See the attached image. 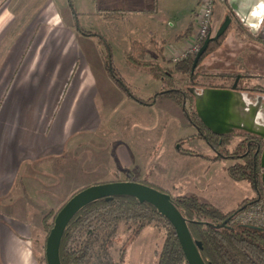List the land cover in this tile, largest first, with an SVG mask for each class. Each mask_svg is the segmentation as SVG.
I'll return each instance as SVG.
<instances>
[{
  "label": "rangeland",
  "instance_id": "obj_1",
  "mask_svg": "<svg viewBox=\"0 0 264 264\" xmlns=\"http://www.w3.org/2000/svg\"><path fill=\"white\" fill-rule=\"evenodd\" d=\"M109 8L115 11L105 14ZM198 12L199 7L196 11L197 18ZM192 13L191 0H0V105L8 110L12 106L18 109L21 103L30 99L32 111L44 109L48 96L45 92L46 84L50 85L51 74L53 78L56 74L55 69L51 70L52 64L57 66L65 57L66 62L63 64H70L72 67L79 61L80 56V63L88 60L95 71L99 67L98 72L102 75V72L105 73L108 53L111 54L112 65L132 92L138 98L154 103V99L158 97H144L143 92L148 83L144 75H149L150 72L142 67L137 69L130 65L126 60V52L134 40H139L148 47V58L162 63V59L156 56L158 53L154 50L151 40L155 39L161 43L162 37L172 44L177 43L178 47L184 46L193 39L196 31H192L186 38L177 39V36L187 27ZM230 13L226 2L216 3L211 26L212 35H215ZM196 26L198 27L197 23ZM197 27L194 28L197 30ZM71 31L74 35L77 34L78 38H75ZM59 32L60 36H55L52 43L48 38ZM89 33L92 35H87ZM256 37L234 17L221 46L202 59L197 69L199 75L196 84H191L187 76L175 73L172 88L187 89L191 93L189 89L193 87L196 91H201L206 86L219 84L220 73L235 69L236 64L242 70V66L246 67L249 59L255 57L257 48L253 45H261L259 42L262 40ZM42 40L43 48L39 49ZM48 41L51 43L47 52ZM24 42V48L20 52L19 48ZM55 43L58 49L56 54ZM262 47L264 49L263 45ZM183 50L175 55H165L166 59L162 65L171 68L181 60L175 61L172 57L181 54ZM34 56L36 61H41L36 68H30L29 63ZM250 70L252 73V68ZM61 76L60 74L59 77ZM101 85L102 92L97 104L104 118V125L108 122L104 130H107L111 142L114 138L119 139L134 149L135 164L131 170L116 171V175L105 176L97 181L90 180L86 186L132 180L142 182L171 198L177 194L195 195L201 201L211 203L225 212L237 208L239 204H249L257 197H262L258 200H261L264 206V193L258 195L254 192L252 182L234 180L227 171L229 166L248 162L247 158L237 161L223 157L234 154L237 158V154L245 150L244 141L240 146H235L239 139L231 138L229 148L218 146L223 156L218 155L193 125L183 105L173 99L159 96L160 100L148 109L142 106L146 104L134 99L141 106L119 101L120 96L117 93H108L103 82ZM166 87L171 86L163 84L161 90ZM191 94L193 97H188L186 107L193 117L196 107L195 96ZM12 97L16 99L13 105L7 102ZM153 116L158 123L152 130V125L148 123H152ZM201 130L204 131L202 128ZM184 155L192 157V161L190 158H181ZM1 187L0 183V205H11V200L16 199L15 195L11 197V194L7 193L8 196L3 199ZM78 190H66L65 197L60 194L56 203L50 202L53 208L42 210L41 214L36 212L37 209H33L34 213L30 214L36 264H42L39 258L45 254L49 234L45 227V215L50 211L57 213ZM21 205L18 201L12 208L16 210ZM48 221L51 222L52 218L48 217ZM129 226L130 224L124 222L118 226L111 250L114 257L119 259L120 250L124 249L123 264H157L156 251L160 250L164 243L166 226L153 222L137 235Z\"/></svg>",
  "mask_w": 264,
  "mask_h": 264
},
{
  "label": "crops",
  "instance_id": "obj_2",
  "mask_svg": "<svg viewBox=\"0 0 264 264\" xmlns=\"http://www.w3.org/2000/svg\"><path fill=\"white\" fill-rule=\"evenodd\" d=\"M200 1L191 0L193 13L187 27L180 32L177 39L187 37H182V33L190 25H193L192 31L195 30L196 11ZM226 3L230 8L229 0ZM113 11L115 9L109 8L105 14H111ZM238 20L245 26L239 18ZM60 34L61 32L48 39L53 43L55 36L58 38ZM72 35L78 38V35H74L73 32ZM160 39L161 43L156 42L155 39L151 40V43H154V50L158 53L156 56L159 58L167 54L175 55L188 45L186 42L184 46L178 47L177 43L172 44L166 38ZM43 40L39 49L43 48ZM260 41L262 43L257 42L261 45H253L257 48L254 49L255 57L250 58L248 62L252 69H264L262 47L264 40ZM47 43H49L46 50L48 52L51 42ZM24 44L25 42L19 48L20 52ZM156 45L161 47L159 52ZM57 50L55 43L54 54ZM78 50L81 52L80 47ZM40 61H36L34 56L29 67L36 68ZM64 62H66L65 57L57 66L52 64L51 70L55 69L56 74L55 78L51 74L50 85L46 84L45 92L48 96L44 109L32 111L30 99L21 103L18 109L12 106L8 110L2 104L0 105L1 190L3 199L8 196L7 193L11 194V197L14 195L16 197L15 200H11V205H0V264H36L33 253L34 239L31 232L33 225L30 222V214L34 213L33 209H37L36 212L41 214L42 210L53 208L50 202L56 203V198L60 194L61 197H65L66 190H80V187L86 186L90 180L97 181L105 176L116 175V171L131 170L135 164L134 149L132 150L129 144L126 145L119 139L114 138L111 142L107 130H104L108 122L104 125V118L97 104L102 92V82L106 92H115L120 96L119 101L131 102L136 106L139 103L128 96L106 68L105 73L102 72L100 75L99 67L95 71L94 66L86 59L83 64L80 63V56L79 61L72 67L69 66L70 64L64 65ZM144 76L148 82L146 89L143 90L144 97L154 96L161 91L163 79H158L151 74ZM157 97L154 103L149 102L148 105L142 106L151 109L160 100L159 96ZM15 100L12 97L7 102L13 105ZM157 123L153 116L152 123L149 122L148 125H152L153 130ZM110 124L114 126L113 123ZM97 157L99 159H96ZM181 158L185 160L190 158L192 161L189 155ZM199 159L203 160V158ZM179 195L182 194L176 196ZM18 201L22 205L14 210L12 207Z\"/></svg>",
  "mask_w": 264,
  "mask_h": 264
},
{
  "label": "trees",
  "instance_id": "obj_3",
  "mask_svg": "<svg viewBox=\"0 0 264 264\" xmlns=\"http://www.w3.org/2000/svg\"><path fill=\"white\" fill-rule=\"evenodd\" d=\"M230 26L218 39L209 42L195 70H193V63L197 53L186 56L169 68L162 65L165 62V56L161 57L162 63L149 59L148 47L138 40H134L126 52V60L130 65L144 68L154 77L163 79L164 84L171 86L161 90L155 96H166L183 105L189 119L198 128L200 134H202L201 128L206 130L205 125L198 117L197 112L194 111L192 117L186 107L187 99L192 94L187 89L172 88L173 79L175 73H180L187 76L191 84H196V78L199 75L197 69L202 59L221 46ZM78 29L81 30L79 26ZM192 29L193 25H190L182 33V37L191 34ZM87 35H92V33ZM208 36H214L211 28ZM156 49L159 52L161 47L156 45ZM105 63L110 76L129 97L146 105L149 104V102L138 98L120 77L119 71L112 65L111 54L108 53ZM210 134L213 135V133ZM227 171L234 180H248L255 183L251 178L252 163L249 161L242 165L229 166ZM259 198L262 197H257L251 202H255ZM171 200L184 217L192 238L201 242L202 247L199 250L206 264H264V227L234 220V215L244 208L246 203L239 204L237 208L225 212L211 203L201 201L195 195H179L172 197ZM56 214L50 211L44 217L47 234L53 227ZM48 217L52 218L51 222H47ZM121 222L130 224L129 228L136 235L153 222L165 225L167 233L164 243L161 249L156 251L157 264H188L171 221L152 204L146 201L141 202L136 197L129 195L97 199L82 207L65 229L60 244L61 263L123 264L125 250H120L119 259H116L111 251ZM39 261L42 264H47L46 255L41 256Z\"/></svg>",
  "mask_w": 264,
  "mask_h": 264
},
{
  "label": "water",
  "instance_id": "obj_4",
  "mask_svg": "<svg viewBox=\"0 0 264 264\" xmlns=\"http://www.w3.org/2000/svg\"><path fill=\"white\" fill-rule=\"evenodd\" d=\"M231 10L250 29V32L264 40V0H229ZM232 22L227 15L214 36H208L196 54L193 70L196 69L201 56L206 51L211 40L218 39L225 33ZM195 96L196 112L205 127L215 134H225L234 127H243L260 136L264 141V128H255L254 125L244 127L240 122L244 118L243 107L245 96L232 90L204 88L201 91L190 88ZM252 115L255 116L252 112ZM258 125V123H253ZM261 166L264 167V149ZM264 185V174L262 175ZM115 195H129L136 197L141 202H148L168 218L173 224L188 264H206L200 254L202 244L194 240L187 223L171 200V196L156 190L142 182L125 180L97 183L86 186L75 192L57 212L54 224L50 230L46 245L45 255L47 264H62L60 259V244L65 229L77 212L88 203Z\"/></svg>",
  "mask_w": 264,
  "mask_h": 264
},
{
  "label": "flooded vegetation",
  "instance_id": "obj_5",
  "mask_svg": "<svg viewBox=\"0 0 264 264\" xmlns=\"http://www.w3.org/2000/svg\"><path fill=\"white\" fill-rule=\"evenodd\" d=\"M228 15L231 16L232 21L233 18L236 17L235 14L232 13V10ZM245 28L249 31V33H251L248 27ZM234 68L235 69L231 68V70L223 71L218 75L221 81L219 84L206 86L204 88L232 90L234 92L242 93L245 96V106L243 107V114L245 117L242 118L240 123L242 125H246L244 127H249L250 125L248 124H252L254 125L252 127H255L256 129L264 128V69L253 68L251 73L249 64H247L246 67L242 66V70H240L241 68H239L237 64ZM252 112L254 114L256 113V119H254L255 116L252 115ZM253 123H258V125ZM210 133L213 132L206 128V130L202 132L203 138L218 155H222L218 146L229 148L228 146L231 142V138L237 137L239 139L235 146H240L241 142L244 141L243 144L245 143L244 145H246V147H244L245 150L241 153H238L237 158H235L236 156L234 154L222 156L230 157L232 159H236L237 161L247 158L248 161L252 163L251 178L255 181L253 184L254 192L261 196L264 193V185L262 182L264 167L261 166L264 141L260 138V136L248 131L243 127L237 126L225 134L213 133L212 135ZM216 138L217 141L215 142Z\"/></svg>",
  "mask_w": 264,
  "mask_h": 264
},
{
  "label": "built area",
  "instance_id": "obj_6",
  "mask_svg": "<svg viewBox=\"0 0 264 264\" xmlns=\"http://www.w3.org/2000/svg\"><path fill=\"white\" fill-rule=\"evenodd\" d=\"M227 0H201L199 5V16L197 18V30L193 39L188 42V45L181 54L173 56V60L183 59L186 56L198 53L204 40L209 34L212 26L215 5L217 2H226ZM234 220L242 223H253L264 227V206L261 200L246 204L244 208L239 210L234 215Z\"/></svg>",
  "mask_w": 264,
  "mask_h": 264
}]
</instances>
